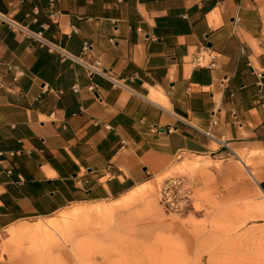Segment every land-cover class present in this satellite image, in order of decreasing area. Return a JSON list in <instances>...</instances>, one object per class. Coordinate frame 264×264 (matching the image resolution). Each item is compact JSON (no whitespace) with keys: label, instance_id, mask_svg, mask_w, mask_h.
I'll use <instances>...</instances> for the list:
<instances>
[{"label":"crops","instance_id":"obj_1","mask_svg":"<svg viewBox=\"0 0 264 264\" xmlns=\"http://www.w3.org/2000/svg\"><path fill=\"white\" fill-rule=\"evenodd\" d=\"M57 8L50 18L47 0H0L1 14L99 59L121 86L0 20V230L117 201L181 154L264 151V0Z\"/></svg>","mask_w":264,"mask_h":264},{"label":"rangeland","instance_id":"obj_2","mask_svg":"<svg viewBox=\"0 0 264 264\" xmlns=\"http://www.w3.org/2000/svg\"><path fill=\"white\" fill-rule=\"evenodd\" d=\"M241 155L248 166L227 153L181 154L127 196L88 206L104 213L74 215L75 206L36 223H48L41 230H0V264H264V151ZM173 177L191 185L190 210L160 204L159 188Z\"/></svg>","mask_w":264,"mask_h":264},{"label":"built area","instance_id":"obj_3","mask_svg":"<svg viewBox=\"0 0 264 264\" xmlns=\"http://www.w3.org/2000/svg\"><path fill=\"white\" fill-rule=\"evenodd\" d=\"M59 1L60 0H47L50 18H57L60 15V10L57 8ZM0 20L5 23L14 33H18L23 37L37 41L40 45L45 46L49 52L57 53L61 58H69L80 63L85 68L89 76L100 75L110 79L113 84L121 86V84L113 79L111 75H109L108 72L102 68L99 59L86 62L81 57L72 56L59 45L47 40L41 35V33L33 32L27 26L16 22L5 14L0 13ZM239 20V18H236V22H239ZM204 48L205 47H202L196 54L195 63L197 65H205V53L202 52ZM86 49L87 46H84L83 51ZM206 65L213 66L214 63L210 61L207 62ZM226 149L227 154L237 156V154L232 149L228 147H226ZM158 195L160 204L163 206V208L170 212L182 213L190 210L194 206L193 189L187 180L182 177H173L165 180L159 188Z\"/></svg>","mask_w":264,"mask_h":264},{"label":"bare ground","instance_id":"obj_4","mask_svg":"<svg viewBox=\"0 0 264 264\" xmlns=\"http://www.w3.org/2000/svg\"><path fill=\"white\" fill-rule=\"evenodd\" d=\"M237 157L241 163H243L245 166H248V164H246V162L244 163V161H243L244 157L240 153L239 154L237 153ZM249 174L255 180V182L258 183L257 175L250 170H249ZM106 209H107V207H102L100 205L95 206V207H83V208L81 207V208L74 209L71 214L80 215V216L99 215L101 213L106 212ZM47 225H48V223H40V224H35V225H25V226H22L20 229L29 230V231H36V230L44 229Z\"/></svg>","mask_w":264,"mask_h":264},{"label":"trees","instance_id":"obj_5","mask_svg":"<svg viewBox=\"0 0 264 264\" xmlns=\"http://www.w3.org/2000/svg\"><path fill=\"white\" fill-rule=\"evenodd\" d=\"M262 187H264V184H262Z\"/></svg>","mask_w":264,"mask_h":264}]
</instances>
